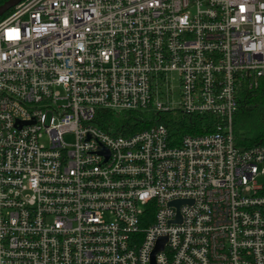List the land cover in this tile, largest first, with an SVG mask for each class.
Returning a JSON list of instances; mask_svg holds the SVG:
<instances>
[{
	"label": "built area",
	"instance_id": "built-area-1",
	"mask_svg": "<svg viewBox=\"0 0 264 264\" xmlns=\"http://www.w3.org/2000/svg\"><path fill=\"white\" fill-rule=\"evenodd\" d=\"M262 79L264 0L16 4L0 20V264H264V144L233 128ZM104 110L149 126L100 125ZM169 112L209 125L177 138Z\"/></svg>",
	"mask_w": 264,
	"mask_h": 264
},
{
	"label": "trees",
	"instance_id": "trees-1",
	"mask_svg": "<svg viewBox=\"0 0 264 264\" xmlns=\"http://www.w3.org/2000/svg\"><path fill=\"white\" fill-rule=\"evenodd\" d=\"M6 0H0V4ZM11 11L8 10L0 20ZM143 113L125 112L120 115L110 110H104L99 115L98 123L103 125L104 119H111L117 125H126L135 129H143L149 126L142 122ZM162 118L170 132L177 138L186 132H202L209 124L207 115H184L181 112L164 113ZM233 128L236 143L241 146H253L264 144V79L253 89L246 88L239 98V107L234 114ZM178 140V139H177Z\"/></svg>",
	"mask_w": 264,
	"mask_h": 264
},
{
	"label": "water",
	"instance_id": "water-1",
	"mask_svg": "<svg viewBox=\"0 0 264 264\" xmlns=\"http://www.w3.org/2000/svg\"><path fill=\"white\" fill-rule=\"evenodd\" d=\"M22 0H6L3 3L0 4V16H2L5 12H7L8 10H10L12 7H14L16 4H18L19 2H21ZM181 202V200H177L174 201L173 203L179 205ZM166 238H162L160 240V242L158 243V246L156 247V250L154 251V253L157 250H160L163 248V244ZM154 256V255H153ZM153 264H155L154 258H153Z\"/></svg>",
	"mask_w": 264,
	"mask_h": 264
},
{
	"label": "rangeland",
	"instance_id": "rangeland-1",
	"mask_svg": "<svg viewBox=\"0 0 264 264\" xmlns=\"http://www.w3.org/2000/svg\"><path fill=\"white\" fill-rule=\"evenodd\" d=\"M66 139H67V140H71V139H72V136L67 135V136H66ZM258 180H259L260 182H263V181H264V177H259Z\"/></svg>",
	"mask_w": 264,
	"mask_h": 264
}]
</instances>
